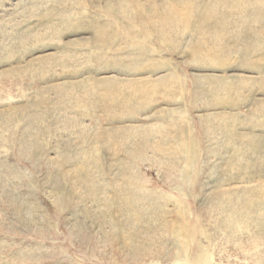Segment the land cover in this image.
Returning a JSON list of instances; mask_svg holds the SVG:
<instances>
[{
    "label": "rangeland",
    "instance_id": "374dc122",
    "mask_svg": "<svg viewBox=\"0 0 264 264\" xmlns=\"http://www.w3.org/2000/svg\"><path fill=\"white\" fill-rule=\"evenodd\" d=\"M187 262L264 264V0H0V264Z\"/></svg>",
    "mask_w": 264,
    "mask_h": 264
},
{
    "label": "bare ground",
    "instance_id": "6f19581e",
    "mask_svg": "<svg viewBox=\"0 0 264 264\" xmlns=\"http://www.w3.org/2000/svg\"><path fill=\"white\" fill-rule=\"evenodd\" d=\"M193 245V244H192ZM185 252V251H184ZM186 254V253H185ZM204 254V253H203ZM208 255V254H207ZM203 256V255H202ZM209 256V255H208ZM211 256V255H210ZM203 259V258H202ZM207 259V258H206ZM155 261V260H154ZM173 261V260H172ZM204 261V260H203ZM208 261H210L209 259H208ZM189 262H187V264H188ZM215 263V262H214ZM217 264V263H216Z\"/></svg>",
    "mask_w": 264,
    "mask_h": 264
}]
</instances>
